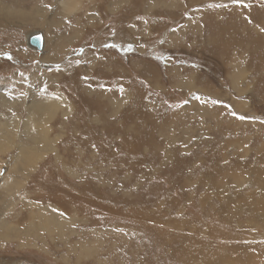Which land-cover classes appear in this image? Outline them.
Segmentation results:
<instances>
[{
    "label": "rangeland",
    "instance_id": "obj_1",
    "mask_svg": "<svg viewBox=\"0 0 264 264\" xmlns=\"http://www.w3.org/2000/svg\"><path fill=\"white\" fill-rule=\"evenodd\" d=\"M110 1L0 0V137L17 142L30 101L62 102L43 114L54 148L14 191L0 152V264H264V0ZM53 29L69 38L28 46ZM38 207L63 231L28 236Z\"/></svg>",
    "mask_w": 264,
    "mask_h": 264
},
{
    "label": "bare ground",
    "instance_id": "obj_2",
    "mask_svg": "<svg viewBox=\"0 0 264 264\" xmlns=\"http://www.w3.org/2000/svg\"><path fill=\"white\" fill-rule=\"evenodd\" d=\"M60 2H61L60 4H62L61 6H65L66 0H61ZM71 4H72V2H71ZM73 4L76 6V4L74 2H73ZM74 5H73V7H75ZM67 7H68V5H67ZM63 9H65V8L61 7V10H62L61 12H63ZM21 11L25 12L23 10H21ZM2 12H3V10L0 12L1 15L4 14ZM11 12L12 11H9L8 14H10ZM16 12H18V11H16ZM5 15L7 16V14H5ZM45 23H47L46 20H45ZM41 24H43V22ZM38 25H40V24H38ZM46 25H48V24H46ZM35 34H39V33H34V34L30 35L28 37L27 43H28L29 47L36 49V50H40L39 48L33 46L30 43V38ZM39 35L41 36V34H39ZM44 47H45V43L42 44V51H43ZM34 99H35V97H34ZM60 100H62V98ZM61 103L62 102L59 100H49V98L47 100H43V101H39V100L38 101H30L29 103H27V116L23 120V127H22L23 131L21 133V137L19 135L17 142H11V140L9 138H6L4 136L0 137V152L5 151V150H9L11 148L14 149V153L11 156L12 161L9 164L7 162H5V165H7V171L5 169L2 176H1L3 184H2V182L0 184H2V186L5 189L7 188L8 191H10V190L14 191L15 189H17L19 184H21V179L18 180L19 176L20 175L25 176L26 171H29L30 169H32L34 167V165L36 164V162L45 153L49 152V150L54 148L53 143L56 141L57 138L49 136V134H48L49 127L47 125V121H46L47 118L46 117L49 116L48 114L52 113L56 107L61 105ZM39 114H41V116H39ZM43 114H45L46 117H43ZM40 117H42V118H40ZM48 118L50 119V116ZM20 132H21V130H20ZM4 133H5V131H4ZM1 163H3V162H1ZM17 174H20V175H17ZM22 176H20V177H22ZM1 195H3V194H1ZM37 209H38V211L36 212L35 215L38 217V220L36 222H34L33 220L30 221L29 227L31 226L30 228L32 229V231H30V230L28 231V234H29L28 236H30V234H35L37 229H39L41 227H43L45 229L63 231L65 225L68 223L67 218L65 216H62L59 212H55V211H49L50 214L45 215V214H42L40 212L39 207ZM0 227H3L4 229H7V230L10 229L9 226L5 223H0ZM29 227L27 229H29ZM30 238H32V237H30Z\"/></svg>",
    "mask_w": 264,
    "mask_h": 264
},
{
    "label": "crops",
    "instance_id": "obj_3",
    "mask_svg": "<svg viewBox=\"0 0 264 264\" xmlns=\"http://www.w3.org/2000/svg\"><path fill=\"white\" fill-rule=\"evenodd\" d=\"M39 1H42V0H39ZM58 2V4L56 3V4H54V7L52 8V6L50 5V4H46L45 6H43L42 4H43V2H39V4H37V5H33V6H31V8H35V7H37L38 8V10H40L41 12H46V11H50V12H54V11H56V8H59L57 11L58 12H61L62 10H61V7L62 8H65V9H63V12H61V13H64V14H67V13H69V14H71V13H73L74 11V9L76 8V6L78 5V3H79V0H66V2H65V6H61L62 4H60L61 2V0L59 1V0H57ZM111 1H113V0H111ZM110 1V2H111ZM172 1V2H171ZM175 0H158V4L160 3L161 4V8L163 9V10H165V11H170L174 6H173V2H174ZM178 2H180L181 0H177ZM71 2H72V4H71ZM73 2L76 4V6L73 4ZM114 2V1H113ZM117 2H124V0H121V1H118L117 0ZM70 3V4H69ZM56 5V6H55ZM67 5H68V7H67ZM72 7H71V6ZM73 5L75 6V7H73ZM120 5V4H119ZM108 7V6H107ZM73 8V9H72ZM154 9H156V6H154L153 8L152 7H149V8H147L146 10H144L146 13H150V12H154ZM54 10V11H53ZM107 10H114V8H109L108 7V9ZM122 10V9H121ZM133 12H134V10H132ZM26 12V11H25ZM197 12H194V14L193 15H190V18H189V20L191 21V22H194L195 21V14H196ZM33 14L35 15V13L33 12L31 15L33 16ZM30 17V18H33V17ZM146 16V15H145ZM192 16V17H191ZM123 17L124 18H130L131 17V15H130V13H127V14H125V15H123ZM134 18V17H133ZM34 19V21H35V24H40V25H46V24H48L49 26H52L53 24H56L55 22H53V21H50V19L49 18H47V19H45L46 21H47V23H45V20H44V17H43V15H41V20H39V21H36V18L34 17L33 18ZM43 19V20H42ZM66 19H67V17H64L63 18V20H62V23H61V25L62 26H64L65 25V21H66ZM135 19V22L133 23V24H131L130 22H128L127 23V25H132V27H134V30L136 31V32H139L140 33V28H142V27H145V26H148V24L149 23H147L148 21H147V19H140V17H137V18H134ZM53 20V19H52ZM43 22V24H41ZM30 23H32V24H29V25H34V23L33 22H30ZM155 25H157V23H154ZM57 25V24H56ZM150 25V24H149ZM71 27H73V25H70L69 26V28H71ZM68 30V29H67ZM67 30H66V32H65V34L64 33H61V34H54V29L52 30V32L53 33H49L48 35H47V33H46V36H45V32H43L42 30H38V31H35V33H39V34H41V36H42V39H43V44L45 43V47H46V44L47 43H54V41L52 40V38H49L48 39V42H47V36H50V35H54V40H61V38H62V35H64V37H63V40H67L68 38H69V35H70V33L69 32H67ZM219 32H221V30H219ZM29 34H30V32L29 33H27V35L26 36H29ZM245 44H242V48L241 49H239V48H236L235 49V53H231V57L230 58H228V62H226V61H224L225 63H227V66L228 67H230V68H233V67H237V49L238 50H240V51H242V50H245L246 49V47L249 45V43H250V41L249 40H246L245 42H244ZM45 47H44V49H45ZM236 47H237V45H236ZM222 48V47H221ZM213 49V48H212ZM55 55H57V53H58V51L59 50H57V47H55ZM229 49H227V48H225V52H227ZM45 51V50H44ZM211 52L214 54V52H213V50H211ZM224 52V53H225ZM50 56H52V54H51V52H50V54H48V56L47 57H50ZM239 65L240 66H242V60L240 59V63H239ZM184 67H185V65H184ZM200 71H199V73L202 75V76H206L205 75V73L203 72V71H201V69H200V67L198 68ZM182 71V70H181ZM183 74V73H182ZM227 75V78H228V80H229V78H230V74H226ZM181 81L183 82V84L187 81L186 79H185V77H186V74H183V75H181ZM207 79H208V77H206ZM236 79V81H235V83L237 84V75L236 76H234V73H232V75H231V79L233 80V79ZM210 80V79H209ZM205 85H206V83H204ZM93 86L91 85L90 86V88H92ZM171 87V86H170ZM169 87V88H170ZM234 89H237V88H234ZM129 94V93H128ZM115 104L116 105H118V103L117 102H115ZM158 108V107H157ZM170 111V109L169 108H166V107H164V108H162V106H160V110H159V108H158V111L157 112H169ZM155 122H156V117H155ZM159 124H160V126H163L164 125V127H165V129L167 130V129H169L170 131L171 130H173L172 129V126H171V123H170V121H169V119H165V116L163 115V121L162 120H160L159 121Z\"/></svg>",
    "mask_w": 264,
    "mask_h": 264
},
{
    "label": "water",
    "instance_id": "obj_4",
    "mask_svg": "<svg viewBox=\"0 0 264 264\" xmlns=\"http://www.w3.org/2000/svg\"><path fill=\"white\" fill-rule=\"evenodd\" d=\"M30 43L41 49L42 48V44H43V40H42V37L39 35V34H35L33 35L31 38H30Z\"/></svg>",
    "mask_w": 264,
    "mask_h": 264
}]
</instances>
